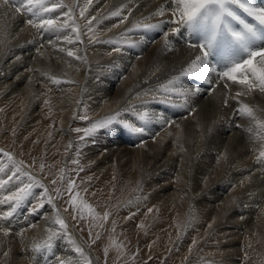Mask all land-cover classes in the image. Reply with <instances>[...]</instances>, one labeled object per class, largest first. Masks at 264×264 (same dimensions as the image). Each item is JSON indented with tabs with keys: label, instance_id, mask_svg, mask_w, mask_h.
I'll list each match as a JSON object with an SVG mask.
<instances>
[{
	"label": "bare ground",
	"instance_id": "obj_1",
	"mask_svg": "<svg viewBox=\"0 0 264 264\" xmlns=\"http://www.w3.org/2000/svg\"><path fill=\"white\" fill-rule=\"evenodd\" d=\"M86 1H93V8L98 5L105 7L104 4H106V0H81L79 15L81 10L86 8ZM182 2L180 5L178 4L179 7L183 5L178 8L179 12H176L174 16L173 14L169 16L167 13L174 10L171 9L172 7L170 8L169 0H108V5H106L109 7L111 4L112 12L107 15L112 16V21H107L102 25L100 22L94 21L99 26L95 27L96 31L95 28L93 31H88L90 30L89 26L85 27L86 34L91 35L90 38L95 36L97 38L89 45L88 54H84V57L79 59L80 64L85 66L87 61L91 62L92 69L98 72L101 79L114 83L110 96L111 102L106 103V100L100 98L105 101L104 104L98 103L99 105L94 108L90 107L93 109L91 111L95 115H101L115 110L114 113L119 116L116 121H113L109 115L108 117L103 115V119H107L109 127L115 129V132L113 130L110 133L112 135L110 140H105L112 141L110 144L116 145V149H111L112 145L103 154L100 150L103 147L105 149L109 143L101 148L100 145H96V147L93 145L94 149L92 146V149L85 147L82 150L84 162L86 165L90 161H94L91 175L96 187L93 190L97 189L100 194L113 196H115L113 192L116 190L117 197L114 200L116 203H113L115 206H121L130 199L131 204L128 208L133 207L131 210H136L137 215L133 216L132 213L131 215L118 211L120 214L116 219L122 229L123 226L127 228L126 230L135 242L140 240L144 224L151 227L148 226L150 228L148 229L150 232L146 236L148 240H145L142 246L141 255L146 260L143 264H157L153 259L148 261L151 254L155 253L156 245L159 244L158 249L161 248V250L167 244L172 245L171 236L174 237V233L180 232L181 234V229L183 227L185 229L186 225L189 228L187 227L188 232L182 240L180 252L175 255L177 261L181 259L180 262L185 264H264V186L262 185L264 183V70H260L261 67L259 69L261 64L257 65V62H260L264 57L261 55L255 64L250 65L247 62L242 70L238 69L237 64L247 58L243 55L248 53L244 50L245 48H242V42L240 46L238 45L240 50L238 49L237 55H235V47L233 48V45L230 44L228 52L223 51V43L221 44L220 41L225 37L226 18H222L224 24H221L223 26L221 30L218 28L219 25L212 24L214 27L212 32H206L208 30L206 29L207 21L203 20L204 12L201 10L208 1L182 0ZM46 7L47 4H43L42 8ZM216 9L213 12L218 14ZM59 10L53 11L56 16ZM128 10H133L129 17H127ZM255 11L257 13L258 10ZM103 13L105 12L103 11ZM196 14H199L198 18L193 17ZM177 16L179 23L190 24L189 21L193 19L192 33L185 41L188 42L191 37H194L193 41H195V37H197L196 42L200 43V45L197 44L198 47L178 44L182 43V39L175 37V34L172 33V30L178 27L175 25L178 23ZM64 18L67 19L69 16L66 15ZM230 20L229 22H231ZM179 23L177 25H180ZM166 29H168L167 33ZM239 29L237 31L242 32L243 28ZM0 30L2 29L0 28ZM49 30L48 27L46 31ZM183 31H185V27L181 26L178 33ZM70 32L72 34V30L70 31L68 27V29H64L61 36L70 42L71 50L78 52L82 45L76 40L77 34L72 39ZM218 32L221 34L216 37ZM86 34L84 36H87ZM32 35L35 40L36 35ZM236 37L234 38L236 39ZM154 40L155 43H153ZM62 41L61 43H63ZM234 46H236L235 43ZM207 51L211 54L209 58H206ZM253 51L255 52V50ZM82 52L85 51L82 50ZM230 54L231 58H228ZM106 65H110L111 68H108L110 70L105 68ZM214 65H218L219 71L217 72L219 74L215 72ZM81 73L83 74V72ZM233 73L237 74L234 75L238 77L237 82H234L233 78L231 79ZM224 82H227V87ZM116 84L117 86H115ZM121 95L128 96V106L121 105ZM178 96L183 97L180 99ZM196 96L198 97L197 107H201L200 102L205 101L202 106L203 113H199L200 110L195 111L196 106L189 104L190 97ZM156 99L163 100V103L158 105L159 109L155 110L159 116H152L156 114L153 110L151 111L153 114H150L151 105L149 104L152 102L153 107ZM95 100L93 101L96 102ZM226 101L231 103V106L233 105L232 108H236L235 116L229 115L231 110L229 111L228 105L225 106L227 108L223 107L222 110L218 108L219 111H216V107L220 103L224 105ZM140 102L141 104L137 106ZM88 103L91 105L90 101ZM148 105L149 112L146 109ZM85 106L88 105L85 104ZM62 109L65 110V108ZM40 112L43 113L42 110ZM131 114L132 116H130ZM238 114H241L240 118L237 117ZM67 116H61L60 124L61 122L64 125L68 124ZM236 123H240L239 128ZM228 132H233V134L230 133L229 136ZM225 134L229 138L224 137ZM235 135H239L240 140L236 139ZM104 136L107 135H102V137ZM247 139H251L252 147L250 150H242L240 142L247 141ZM151 164L153 167L158 164L159 166L153 168ZM149 166L153 170L147 176L146 170ZM19 169L24 170L21 166ZM86 170L85 173L91 172L90 169ZM5 173L4 175H6ZM223 174H225L222 177L225 182L222 180L223 183L219 184L217 178ZM4 175L3 177H5ZM227 181L230 183L228 184ZM215 184L221 191L232 186L229 190L230 193L221 196L220 190L213 186ZM1 186L0 193L4 189ZM141 187L143 188L142 195H139ZM196 189H199L201 193H197L199 190L194 192ZM248 191H250L249 194H247ZM193 192L197 194H193ZM47 196V192L38 190L36 196L30 199L29 210L24 212L19 209L20 211H17L13 217L11 216L10 220H7L9 218L0 220V264H106L104 260H100L98 253V248L104 246L102 243L95 245L94 249H90L88 245H84L81 238L77 239V236L71 232L60 233L57 230L62 229L59 223L62 219L55 216L58 210L56 211L54 205L51 206L52 204L47 201ZM60 204L63 210L66 209L63 200ZM3 208L5 209L0 199V211ZM5 210L2 212L4 213ZM68 214V217L75 219L72 223L74 222L73 224L89 241L87 230L82 231L80 214L75 215L72 210ZM227 214L228 216L225 217ZM224 217L227 219H224L223 222ZM138 224L143 225L139 227ZM154 225L157 227H152ZM163 226L173 229V232L169 233L170 237L161 230ZM50 230L55 232L51 247L47 245L48 243L44 245L45 240L48 239L47 234L51 233ZM155 235L157 244L153 247L149 241L153 242L154 237L156 238ZM142 239L143 236L141 242ZM87 247L91 250L89 253L91 255L89 260H84L87 256V252H84ZM201 248L203 251L199 253Z\"/></svg>",
	"mask_w": 264,
	"mask_h": 264
},
{
	"label": "rangeland",
	"instance_id": "obj_2",
	"mask_svg": "<svg viewBox=\"0 0 264 264\" xmlns=\"http://www.w3.org/2000/svg\"><path fill=\"white\" fill-rule=\"evenodd\" d=\"M107 1L108 0H106V4ZM169 1L171 2L170 8L172 7L171 9H174L175 11L174 10L169 11L170 13L168 12L167 15L172 16L173 14L174 16L176 15L175 14L176 12H179L178 8L183 6L182 5L179 7L178 4L180 5V2L181 3L183 2L182 0L181 1L177 0L179 3L177 1L175 2V0H169ZM207 1L208 2L204 6L203 10H201L204 12L203 20L207 21L206 29L208 30L206 32L208 31L212 32V28H214L212 27L213 25L214 26L219 25L218 28L219 30H221V28L223 27L221 24H224L223 23L224 21L222 20L225 18H226L225 23L227 22L226 24L230 25L231 27H233V24H230L229 20L232 19L233 21H235L234 17L235 19L238 18L243 22V23L241 22L240 27H238V29L240 28L241 30L243 28L242 32L240 31L241 34L238 35L239 39L233 38L234 42L232 41L233 44L235 43V45L237 46V47L233 46V48L235 47L234 51L237 52L240 50L239 46L240 43L242 42L241 43L242 48L243 49L245 48L244 50H246V52L248 53V54L243 53L245 54L243 56L247 57L243 61H241V62H245L244 65H242L240 68L237 66L238 69L242 70V68L245 66V64H247V62L250 63L249 58H251L252 56V54L250 55L251 52H253L254 54L256 52H259L260 49H261L260 52L264 51V49L262 48L264 44L259 48H255V49H252L251 47L250 51H248L249 47L247 48V46L258 45L264 41V34L261 33L259 30L255 29L254 26L252 25L256 16L259 18L260 22H264V17L261 16L262 15L261 13H256L255 10H257V8L255 7L253 8V5H250V2H252V0H207ZM50 2L52 5L50 4ZM80 2L81 0H0V28L2 29L0 30V162H1L0 165L2 167L4 166L3 168L0 166V177H1L0 186L2 185L1 187L5 189V190L3 189V191L0 193V199L5 209L6 208L8 209V210L7 209L5 210L4 208L1 209L0 220L6 218H9L7 220H10L17 213V211L20 210L26 212L27 209L29 210V206L31 205L30 199L34 198L33 196H36L38 190L45 193L47 192L48 194L47 201L50 204H52L51 206L54 205L56 211L58 210V213H56L55 216L58 219L59 218L62 219L59 221L62 229L61 228L57 229L60 233L71 232L72 234L77 236V239L81 238L84 245L85 246L88 245L90 249H94L95 245L102 243L104 246L103 248L101 247L98 248V253L100 254L99 255L100 260L101 259L104 260L106 264H143L146 260L142 258L143 256L141 255L142 254L141 251L143 249L142 246L144 241L148 240L146 236L150 232L148 231V229H150L151 227L148 224L147 225L138 224L139 227L143 225L142 234L140 237L142 238L143 236L144 240L142 239L141 242V238H140V240L135 242L130 237L129 232L126 230L127 228L123 226L122 229V226L119 224L117 220L118 219L117 215L120 214V212L118 211H122L121 213L126 212V214L132 213L133 216L137 215L136 210L133 209L135 212L131 210L133 207L128 208V206L131 204L130 199H128L126 203L121 204V206L119 205L115 206L114 204L116 203V201L114 200H116L115 198L117 197V194L115 193L116 190L113 192L115 196L105 195L104 193L100 194L98 193L99 191H97V189L93 190V188L96 187V185L93 183V177L91 175L94 166V161H90L89 164L87 163L86 165L84 162V155L82 150H84L85 147L92 149L93 145L95 147L96 145H100L99 147L101 148L102 146L108 145L109 143L108 146H105V149L103 147V149L100 150V152H102L103 154H105L106 151L112 147L113 144H110L112 143V141H108V140H110V138L112 137L110 133H112L113 130L115 132V129H111V126L109 127V124H107V119H103V118L108 117L109 115V118L111 120L116 121L118 119L119 114L114 113L115 110L113 112H108V114L105 113L101 115L93 114L94 113L92 112L93 109L90 107L93 106L94 108V106H97L102 103L104 104L105 101L103 100H106V103L111 102L110 96L113 92L114 83L113 81L106 82L103 79H101V77H99L100 75L98 74V72H95V70L92 69L93 65L91 66V62L87 61V64L85 66H83L82 64H80L81 62H79V59H82L84 57V54L86 55L88 54V50L90 49L89 45L92 44L93 41H95L97 38V36L90 38L91 35L86 34L87 31L85 30V27L89 26L91 28L88 27V29H90L88 31H93L95 27H99L97 24H95V22H100L101 23L100 25H102L105 22L107 23V21L109 22L112 21L113 19L112 16L111 17L108 16L109 14H111L109 12H112L111 11L112 6L110 4L111 7L110 6L107 7L108 4L107 5L104 4L105 7L104 6L101 7L100 5H98V7L100 6L101 8L100 7L93 8L92 5L93 1L91 2L86 1L85 4L87 3L88 5L87 4L85 5L86 8H83L84 10L82 9L83 11L81 10V14L79 15V11H80L79 8L81 7V4H79ZM233 3H235L236 5L235 4L232 5ZM43 4H47V7L45 9L42 8ZM61 6L63 7L61 8ZM213 6L214 9H212ZM65 7L68 9V11ZM29 8L32 9L33 11L30 10ZM215 8L217 9L219 8V10L216 9V11H218V14L213 12ZM56 9L57 10L60 9L57 12V16L54 13L57 11ZM232 10L234 11L233 13L231 12ZM90 11L92 12L90 13ZM103 11L106 14L103 13ZM132 11L133 10H128L127 17L130 16ZM219 12L222 13L220 14ZM90 14L92 15V17ZM66 15H68L70 19L69 18L65 19L64 17ZM198 15L199 14H196L193 17L198 18L197 17ZM232 16L233 18H231ZM85 18L88 19L85 20ZM177 19L179 23L178 16ZM166 20H165V24L167 23ZM71 21L72 23H70ZM192 22L193 19L189 21L190 24H188L187 22L179 23L180 25H177L178 23L175 24L178 27L176 29H173L172 33L175 34V37H179L182 39V43H178L179 45L185 44L188 47L189 46L198 47L197 44L200 45L199 42H196L197 37H195V41H193L194 37H191L190 40H188V42L185 41V39H188V36H190V34L192 33V27H191ZM248 24L251 26H249ZM181 26L185 27V31H183L182 33L181 32L178 33V29ZM48 27L50 28L51 31L50 30L46 31ZM51 27L53 28L51 29ZM68 27L70 28V31L72 30V34L70 32L72 39L74 38V35L77 34L78 38H76V40H78L79 44L82 45L80 49L81 52L80 50L78 52L71 50L72 45H69L70 42H68L67 39H63L64 37L61 36L62 35L61 33L62 32L64 33V29H68ZM166 30L165 31L167 33L168 29ZM30 34L31 35L35 34L36 39L33 40L35 37L33 35L31 36ZM85 34L87 36H84ZM129 35H133V34H129ZM247 35L249 36L247 37ZM52 37H54L57 40H55ZM199 39L201 41L200 37ZM231 39L232 38L230 36V40ZM61 41L63 43H61ZM155 42L156 41L154 40L153 43ZM62 44L63 45L66 44V45L63 46ZM54 45H58V46H54ZM82 50L85 52H82ZM253 50H255V52ZM207 53L209 54L208 51ZM261 55L264 57V53L258 54V56L255 58L254 63H250V65L255 64L256 60L258 59V57H261ZM230 56L231 54L229 55V57ZM87 60L89 59L87 58ZM258 64L259 65L261 64L259 66V69L261 67L260 70H264V58L260 60V62L258 61L257 65ZM215 66L216 65H214V70H216L215 72L218 73L217 72L219 71L217 69L218 65L216 67ZM106 67L107 70H110L108 68H111L110 65L109 66L106 65L105 68ZM223 67L224 64L222 65V68ZM81 72H83V74ZM234 75L237 74L233 73L231 75L232 76L231 79L233 78L232 80L234 82H237L238 77H235ZM224 83H225V87H227L226 86L227 82ZM245 83H247V81H245ZM115 86H117V84ZM96 93L99 95H97ZM173 94L175 95L176 93L174 92ZM178 97L182 99L183 96H178ZM100 98H102L103 100ZM127 98H128L127 95L126 96L121 95L120 100L123 103V104L121 103V105H123L124 107L125 105L128 106L127 103H129V100H127ZM197 98H198L197 96L194 98L190 97L189 104H191L192 106H196ZM93 100H95L96 102H94ZM87 101L88 102L90 101L91 105H89ZM154 102H153L154 103L153 107L151 102L149 104L151 105L150 106L151 108L149 107V105L146 108L148 112L151 109L150 114L152 110L156 114L155 110L159 109L158 105L163 103V100L156 99L154 100ZM85 104L88 106L86 107ZM140 104L141 102L138 103L137 106H139ZM204 104L205 101L200 102V106L201 105L203 106ZM222 105L223 104L220 103L219 106L216 107V111H219L220 108L222 110L223 107L224 108L229 107V111L231 110V113L229 115L235 116L234 111H236V108L234 107L232 108L233 105L231 106V103H228L226 101L224 105L223 106ZM202 106L201 107L196 106L194 110L195 111L200 110L201 112L199 113H203ZM62 108H65V110ZM41 110L43 111V113L40 112ZM62 115L64 116L68 115L67 117L70 120V121L68 120V124L70 126L68 124L64 125L62 124V122L60 124V118ZM103 115L105 116L103 117ZM130 116H132V114ZM152 116H159V114L158 115L153 114ZM237 117L240 118L241 114H238ZM140 118L142 119V117ZM45 121L48 123L46 124ZM150 121H151V116H150ZM42 123L45 124L43 125ZM239 125L240 123H236V126L238 128ZM230 133L231 132H228L227 134L229 136L233 134V132L231 134ZM104 134H106L107 136L102 137V135ZM227 134H225L224 137L227 136L229 138ZM239 135H235V138L238 140H240ZM105 139L108 140L106 141ZM240 143H241L240 147L242 148V150H250V148L252 147L251 139H247V141H243V142L241 141ZM115 146L116 145H113L111 149L113 150L116 149ZM244 147H246L247 149ZM118 161L121 162V160ZM11 166L13 167L11 168ZM19 166H21L22 169H24L25 171L19 169ZM158 166L159 164L156 167H153L151 164V167L153 168H157ZM151 167L150 166L147 167L146 170L147 176L153 170L151 169ZM10 169L13 171H11ZM86 169H90L91 172L85 173L87 172ZM8 172L10 173L7 174ZM4 173L6 175H4ZM1 174H3L5 177H3V175ZM223 176H225V174L220 176L221 179L217 178L219 184L225 182V180L222 178ZM192 179H194V177H192ZM229 183L230 181L228 182V184ZM216 185L217 184L213 186ZM262 185L264 186V183ZM231 187L225 188L226 190L222 189V191L221 189H219V187H217L218 189L217 188L215 189L220 190L219 194L221 196L223 194H224L223 196H226L228 193H230L229 190H231ZM141 190H143L142 187L140 188L139 195L142 193ZM198 190L199 189H196L194 192H197ZM250 191H248L247 194H249ZM194 192L193 194L201 193L200 190L197 193ZM62 200L66 205L65 207L66 209L64 210L61 207L62 205L60 204ZM3 210H5L4 213L2 212ZM70 210H72V212L75 215L80 214V220L82 221L81 224L83 225L82 231L87 230L86 233L87 234L89 233L88 236L90 238L89 241L85 237V235L80 230H78V227H76L73 224L74 222L72 223V221L75 219H73L70 216L69 217L67 216L69 215L68 213L70 212ZM2 214L5 215L3 216ZM228 214L225 217H227ZM225 217L222 220L223 222L227 219ZM68 218L71 219L69 220ZM69 222L71 223L69 224ZM152 227L156 228L157 225H154ZM187 227L188 225L185 226V229L184 227L181 229L182 230L181 234L180 232L176 234L174 233V237H173L171 236V234H169L173 232V229H171L170 227L168 228V226H163L161 230L166 232L168 234V237L171 236L172 240H170V242L172 241V245L167 244L164 246L165 248L164 247L162 248L163 250H161V248L158 249L159 244L156 245L157 243H155V240L157 239V236L155 235L156 238L154 237L153 242L151 241L149 242L153 247L155 245L157 246L155 248L156 251L155 253L151 254L148 261L153 259V261L157 262V264H181L182 262L180 261L182 260L180 259L177 261L175 255L180 252L182 246V240L186 237V232H188L189 227L188 228ZM68 228L69 230L70 229L71 230L69 231ZM51 233L47 234L48 239H46L44 242L45 243L44 245L48 243L47 245L50 247L53 245L52 239L54 238L53 236L55 232L51 231ZM159 235L160 234L158 232V236ZM168 237H167V241H168ZM88 247L86 251H84L87 252V256L84 258V260H89V257L91 255L89 254L91 250H89ZM201 251H203L202 248L201 250H199V253ZM96 259H98V257H96Z\"/></svg>",
	"mask_w": 264,
	"mask_h": 264
}]
</instances>
